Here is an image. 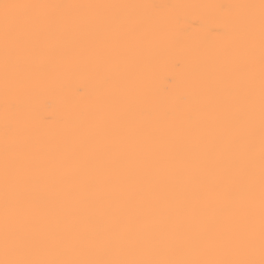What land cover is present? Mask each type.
Returning a JSON list of instances; mask_svg holds the SVG:
<instances>
[{
    "label": "snow or ice",
    "instance_id": "6c2138e0",
    "mask_svg": "<svg viewBox=\"0 0 264 264\" xmlns=\"http://www.w3.org/2000/svg\"><path fill=\"white\" fill-rule=\"evenodd\" d=\"M181 7L0 0V264H264V0L220 6L233 46L161 107L135 53ZM77 70L95 116L33 129L42 89Z\"/></svg>",
    "mask_w": 264,
    "mask_h": 264
},
{
    "label": "bare ground",
    "instance_id": "6f19581e",
    "mask_svg": "<svg viewBox=\"0 0 264 264\" xmlns=\"http://www.w3.org/2000/svg\"><path fill=\"white\" fill-rule=\"evenodd\" d=\"M22 3L69 4H158L183 5L161 13L165 31L159 35L144 34L139 38L133 72L138 84L146 87L161 107L170 98L195 93L199 79L216 57L233 46L234 17L220 6L259 3V0H19ZM224 33V35H222ZM177 65H180L178 68ZM201 73L198 77L196 74ZM3 68L0 63V85ZM104 103L95 78L86 70L66 75L52 87L42 89L33 102L31 126L48 137L62 135L71 122L91 120ZM2 86H0V160H2ZM3 253L0 250V258Z\"/></svg>",
    "mask_w": 264,
    "mask_h": 264
}]
</instances>
